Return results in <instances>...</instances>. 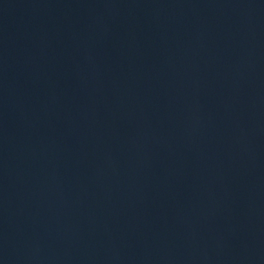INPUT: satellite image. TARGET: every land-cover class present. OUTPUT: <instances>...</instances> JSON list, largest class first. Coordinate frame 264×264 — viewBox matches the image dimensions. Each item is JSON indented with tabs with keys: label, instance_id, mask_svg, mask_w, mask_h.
<instances>
[{
	"label": "water",
	"instance_id": "water-1",
	"mask_svg": "<svg viewBox=\"0 0 264 264\" xmlns=\"http://www.w3.org/2000/svg\"><path fill=\"white\" fill-rule=\"evenodd\" d=\"M0 264H264V0H0Z\"/></svg>",
	"mask_w": 264,
	"mask_h": 264
}]
</instances>
